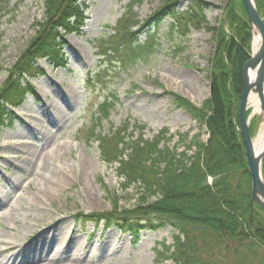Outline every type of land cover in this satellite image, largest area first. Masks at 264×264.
<instances>
[{
  "label": "rangeland",
  "instance_id": "rangeland-1",
  "mask_svg": "<svg viewBox=\"0 0 264 264\" xmlns=\"http://www.w3.org/2000/svg\"><path fill=\"white\" fill-rule=\"evenodd\" d=\"M80 1L84 10L83 24L79 32L66 36L63 47L68 65L57 68L45 59L40 60L42 72L31 79L34 92L14 109L13 121L0 133V238L5 239V243L0 242V250L4 249L0 251V258L11 257L20 246L25 251L32 249L34 241L48 235L42 232L45 227L58 225L52 230L57 234L58 244L66 247L71 236L82 247L72 251L65 249V254L55 261H52L50 248L43 259L25 262L171 264L170 260H157L162 244L171 245L177 234L168 223L141 231L135 242L131 234H123L113 226L105 229L102 224L95 226L78 219V214L111 210L110 196L117 195L123 208L131 207L136 200V187L123 190V179L117 174L118 164L105 162L98 142L88 140L85 133L92 125H97L98 133L107 134L128 121L134 137L138 134L135 125H145L146 138L166 129L170 139L166 145L178 152L183 151L195 135L205 142L208 139L206 126L176 107L171 94L165 91L175 92L197 106L208 97L210 59L215 43L207 27L219 26L227 0H205L210 3L205 10L206 23L199 28L190 27L185 35L172 26L171 17L166 16L157 23L155 13L163 7L164 0ZM132 1L135 4L131 16L138 22L132 31L137 43L145 45L147 51L126 65L119 59L102 62L105 56L100 54L101 44L109 40L117 20ZM190 1L181 0L178 10H186ZM44 11L45 0H0V84L34 36ZM99 72L103 74L101 84L92 86ZM68 93L73 97L69 99ZM104 98L113 103L107 117H102L98 110V103ZM51 102L62 106L58 123L49 120L54 113ZM36 132L38 135H34ZM43 135L45 139L41 138ZM181 138L185 139L183 143ZM55 146L59 152L53 157L56 158L54 165L58 168L57 174L63 172L64 178L56 174L63 183L49 191L50 198L46 201L47 196L42 191L46 178H39L42 167L32 165L18 169L15 165L23 162L26 151L41 152ZM193 151L188 153L191 155ZM6 157L11 160L7 161ZM85 160L89 168L83 175ZM47 168L50 170V166ZM25 200L36 201L32 207H22ZM16 201L19 203L14 204ZM254 249L258 256L254 264H264L263 247Z\"/></svg>",
  "mask_w": 264,
  "mask_h": 264
},
{
  "label": "trees",
  "instance_id": "trees-1",
  "mask_svg": "<svg viewBox=\"0 0 264 264\" xmlns=\"http://www.w3.org/2000/svg\"><path fill=\"white\" fill-rule=\"evenodd\" d=\"M180 1L164 0L155 15L157 23L171 17L172 26L185 35L190 27L199 28L206 23L205 10L210 3L191 0L186 10L179 11ZM134 4L135 1L128 4L126 13L117 22L116 34L103 47L102 54L110 62L119 59L120 63L129 64L145 48L137 43L132 31L138 24L131 16ZM256 4L264 17V0H256ZM83 20L80 0H45L44 16L37 22L34 36L0 84V132L12 122L10 109L21 105L25 95L32 92L29 79L40 72L38 60L46 58L55 67L66 65L63 38L79 31ZM207 30L215 43L208 76L211 94L197 106L175 92H167L176 107L207 127V141H200L199 135H195L178 152L166 145L169 139L165 131L145 138V126L135 125L138 135L134 138L128 121L109 134L98 133L97 125H93L86 138L99 142L105 162L119 164L117 174L123 179L122 188L125 191L136 187V200L131 207L123 208L119 205L120 198L110 196L107 191L111 210L79 214L78 219L115 226L135 237L143 229L170 224L177 234L172 245L163 244V250L157 252L158 261L254 264L258 257L255 246L263 247L264 251V208L256 203L254 208L251 205V178L239 133L242 69L251 52V31L242 0H231L224 7L219 26ZM102 78L103 74L98 73L93 86L101 84ZM112 106L105 99L98 104L100 114L107 117ZM255 129L253 119L252 135ZM180 141L183 143L185 139ZM193 149L190 155L188 152ZM262 172L264 177V161Z\"/></svg>",
  "mask_w": 264,
  "mask_h": 264
},
{
  "label": "bare ground",
  "instance_id": "bare-ground-1",
  "mask_svg": "<svg viewBox=\"0 0 264 264\" xmlns=\"http://www.w3.org/2000/svg\"><path fill=\"white\" fill-rule=\"evenodd\" d=\"M260 44V37L259 34L256 32V30H254L253 35H252V53H255L259 47ZM249 75V79L253 80L255 78L256 75V69L249 71L248 73ZM68 98L70 99L71 97H73L72 95H70V93H68ZM51 106H53L54 108V113L53 116L51 118H49V120L52 123H58L59 119H58V114L61 112V105L56 103V105H52L51 102ZM248 107L249 110H251V116L254 117L256 115H261L262 116V125L259 128V131L256 135V137L254 138V149L255 152L258 153L261 150L264 149V112L261 109L260 106V99H259V95L256 91L252 90L248 96ZM34 135H38V132H36ZM40 136V135H39ZM42 139H45L46 137L43 135L41 136ZM30 144L33 145V143L31 142ZM65 145V144H64ZM58 146V145H57ZM61 147V146H60ZM64 147L62 146V149ZM59 152L58 147H51V149H47L45 151H41V152H37L35 149L31 150L30 152L26 151V156L23 160V162L18 163L17 165H15L16 168L18 169H23L27 166H40L42 167V174L39 175L40 179H43L44 177L46 178V183L44 181V186L42 188V191L45 193V195L47 196V198L45 197V199H47L46 201H48V198H50V194L49 191L53 189V187H59L60 183H63L62 180H60V178L56 177L57 174V167L54 165V162L56 161V158H53L56 152ZM61 153V152H60ZM7 161L11 160V157H6L5 158ZM82 170L81 173H83V175H86V171L89 168V164L83 161L82 163ZM48 166H50V170H48ZM59 173L61 174H57L59 177L61 176L62 178H64V174L63 172L59 171ZM44 178V180H45ZM14 187V184H11ZM88 183H85V188H88ZM84 188V186H83ZM5 201H9L7 200V195H5ZM30 201V203H29ZM36 200H25L22 204V207L24 205H28L30 207H32L33 202L35 203ZM6 202V203H7ZM19 203V201H16L14 204ZM12 204V206H16ZM42 203H40L41 205ZM39 205V204H38ZM28 213V210L26 211ZM26 213V214H27ZM61 221V220H60ZM56 227H58V225H51V226H47L45 227V229L42 230V232H47V236L45 238H43V240L41 239H37L36 241H34V245L32 247V249H29L28 251H25L24 248H22L21 246L16 250L15 253H13V255L9 258H0V264H37V263H33V262H25L27 260H38L39 259H43L47 254V250L51 248L52 250V255H53V260H58L59 257L63 254H65V249H69V250H75L80 247H82L81 244L78 243V241H76V239L74 238L72 240V237H69V242L67 244L66 247H62V244H58V240H57V234H55V232H53L52 230L55 229ZM45 235V233H44ZM65 238V237H63ZM65 240V239H64ZM8 241V240H7ZM58 241V242H56ZM0 242L1 243H5V239L4 238H0ZM73 243V245H71V243ZM56 244V245H55ZM75 245V246H74ZM17 246V245H16ZM0 251H4V249L0 250ZM69 258L73 259V257L70 255ZM51 261V262H52Z\"/></svg>",
  "mask_w": 264,
  "mask_h": 264
},
{
  "label": "water",
  "instance_id": "water-1",
  "mask_svg": "<svg viewBox=\"0 0 264 264\" xmlns=\"http://www.w3.org/2000/svg\"><path fill=\"white\" fill-rule=\"evenodd\" d=\"M243 6L250 23L251 33L254 30L259 34L260 44L251 58L244 64L242 69V92L239 100V124L242 142L245 148V156L251 177V204L256 202L264 208V180L262 177V162L264 149L256 153L254 140L250 135L249 125L251 114L247 117L248 96L252 90L259 95L260 106L264 112V20L260 16L255 0H242ZM256 69L253 80L249 79V71ZM258 123H262V116L257 115Z\"/></svg>",
  "mask_w": 264,
  "mask_h": 264
}]
</instances>
